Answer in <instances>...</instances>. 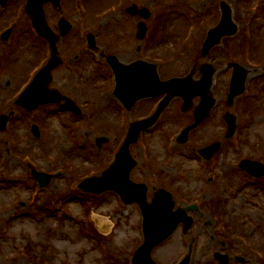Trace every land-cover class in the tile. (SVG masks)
Segmentation results:
<instances>
[{
	"label": "rangeland",
	"instance_id": "374dc122",
	"mask_svg": "<svg viewBox=\"0 0 264 264\" xmlns=\"http://www.w3.org/2000/svg\"><path fill=\"white\" fill-rule=\"evenodd\" d=\"M23 1L8 6L6 17L0 14L1 30L15 24L14 45H4L5 50L0 46V117L15 111L9 127L0 134V264H131L144 240L139 205L124 204L113 191L84 194L77 184L93 171L101 177V170L113 163L127 136L129 119L121 116L120 103L113 96V76L110 71L97 73L94 67L83 73L78 64L56 72L51 87L76 102L82 110L79 115L59 112L56 104L31 112L18 108L15 98L20 86L42 56L29 30L30 16L19 13L16 17ZM221 1L62 0L59 10L45 4L50 26L58 25L61 17L72 24L66 37H60H65V46L71 44V49L77 48L82 32L98 37L104 31L108 41L100 37L98 44L108 47L110 54L129 57L132 50L126 51L127 43L142 44L137 38L138 24L145 21L150 37L146 45L151 44L146 52L160 59L162 78L186 76L195 67L191 69V61L200 64L215 57L220 64L214 83L218 104L209 120L191 132L189 143L178 144L176 137L194 121L199 98L185 112L183 100L175 98L157 127L131 146L138 162L132 179L149 186L150 198L165 187L174 193L178 207L198 206L189 212L195 221L189 234L181 226L154 250L159 264H178L193 241L191 264H219L214 256L217 251L230 255L229 264H264L258 253L264 252V177L253 178L238 168L244 159L264 164V0H224L233 8L239 33L226 38L204 59L205 28L217 23ZM120 4L116 11L100 14ZM133 4L148 8L153 15L145 19L129 14L125 6ZM252 32V57L258 60H247ZM228 62L252 69L247 91L230 109L238 118L232 139L226 137L224 120L232 75ZM151 105L133 109L132 117L144 114ZM121 123L128 124L123 129ZM34 127L40 128V135L33 132ZM220 140L223 146L213 163L202 165L194 150ZM33 169L61 175L42 188ZM94 216L110 224L103 237ZM227 230L229 238L223 235ZM241 254L245 262L235 260Z\"/></svg>",
	"mask_w": 264,
	"mask_h": 264
},
{
	"label": "water",
	"instance_id": "95a60500",
	"mask_svg": "<svg viewBox=\"0 0 264 264\" xmlns=\"http://www.w3.org/2000/svg\"><path fill=\"white\" fill-rule=\"evenodd\" d=\"M46 0H29L27 6L29 13L33 17L35 26L41 33L50 37V34L45 33L46 18L42 9L43 3ZM55 4L59 3V0H51ZM224 19L222 24L211 32L210 40H219L225 34H234L237 27L233 25L231 21V10L227 4H223ZM132 10V9H131ZM135 13L134 10H132ZM142 14L147 18L150 13L146 10ZM61 27L64 32L69 30L67 21L61 22ZM147 28L144 23L140 25L139 37L144 38ZM57 62L50 67H53ZM117 69V67H116ZM49 68L41 73L29 90L19 99L18 103L23 105L29 110L35 109L39 104L46 101H52V94L47 89L43 88V84H48L49 81L44 78L48 75ZM214 70L209 67L206 76L202 81L194 82L191 78L186 79H172L167 82H161L156 71L153 69L151 73L140 72L137 75L126 76L125 74H118V88L116 94L122 98L125 103L131 107L132 104L141 97L156 95L164 92H168V97L161 104L159 113L154 117L133 124L129 133V136L124 143L122 149L117 155L115 163L112 167L105 172L101 179H90L81 184V188L85 191L104 192L109 189H114L123 195V198L131 203L137 201L141 205V210L144 215V236L145 241L143 245L137 250L134 257V264H157L152 257L153 250L159 246L162 242L167 240L177 229L181 222L185 223L186 230H189L193 219L187 215L186 210L174 211L175 202L172 195L165 191L160 190L154 197L153 201H148L147 187L145 185L135 184L131 181L130 175L137 162L132 158L130 153V145L133 142H137L142 130L154 125L161 114V112L167 107L171 99L175 96H183L185 99V106L188 107L193 98L201 96L202 101L196 110L194 124L186 128L179 137V142L185 143L189 139L191 130L198 127L209 115L211 108L215 104V100L212 97L211 87L213 83ZM247 79V71L243 70L240 66H237L236 73L232 82L230 104L233 103L235 97L240 95L245 90V82ZM68 108L77 111L73 105H68ZM236 117L231 113H227L226 121L229 124V134L231 137L235 133L236 129ZM9 117H2L0 120V132L7 127ZM34 132L40 135L39 129L34 127ZM221 147V143L213 144L212 146L205 148L201 153L206 158H211ZM242 168L250 172L251 174L261 177L264 175V166L258 162L244 161ZM35 177L39 180L41 186H46L52 180V176L34 171ZM227 257H222V259ZM191 256H188L181 264H190ZM223 261L222 264H228L227 261Z\"/></svg>",
	"mask_w": 264,
	"mask_h": 264
},
{
	"label": "flooded vegetation",
	"instance_id": "af4514ba",
	"mask_svg": "<svg viewBox=\"0 0 264 264\" xmlns=\"http://www.w3.org/2000/svg\"><path fill=\"white\" fill-rule=\"evenodd\" d=\"M12 2H13V0H0V14H2L4 17H6L7 8H8V6H10L12 4ZM48 4L51 5L54 10H56L55 5H53L51 3H48ZM11 6H13V5H11ZM50 27L58 37L61 35V29H60L59 23H58V25H56L54 27H52V26H50ZM3 30L0 29V39H2V41L4 43L0 42V46H3V50H5L4 45L6 47H11L12 45H14L15 40L11 41V39H12V36L14 35L15 28H13L12 34L7 39H5L3 37ZM87 33H88V31H87ZM103 34H104V31L102 32V34L100 36L97 37V48H95V49H92L84 39L79 38V37L78 38L80 41L77 43V46H76L77 48L71 49V44L69 47L65 46L66 41L64 38L66 36L62 37L61 39H60V37H61L60 36L58 43H57V48H58V55L61 58V63L52 72L53 81H54L56 72H60L61 70H63L62 69V68H64L63 66L70 68L72 64H78V66L84 70L83 73H85L89 67H94V69H95L94 71H96L97 73H100V74L103 71L112 72L111 64L109 63V57L113 56V55L116 56L121 63H125V64L136 63V62H139V60H144V59L145 60H152V61L155 60V58H153V56H154L153 54H152L153 55L152 56L151 54L146 52V50H149L148 49L149 47L151 48V44H149L148 46L147 45L144 46V45H140L139 42H136L135 45H133L132 42L127 43L130 47L126 48V51L130 52L132 50L129 57L118 56L115 53L110 54V52H108V47H103L102 45L98 44L100 37L104 41H108L107 36L104 37ZM37 40L38 41H36V43L39 44V48H41V51H42V56L36 62L37 64L35 66L37 68V70H39L42 67H44L49 61V59L47 58L48 51H49V49H48L49 44L44 37L40 36V37H38ZM107 43L108 42H105V44L107 46H109ZM120 47H122V46H120ZM0 48H2V47H0ZM123 50H124V48H123ZM63 52H65V53L67 52L68 55L65 56V54H62ZM90 64H92V65H90ZM89 70L91 71L93 69H89ZM77 71L82 72L79 70H77ZM152 103H153V105L151 106L150 111L153 109L154 105L156 104L155 101H152ZM138 108L139 107H137L136 109H138ZM150 111L148 110L147 112L142 114V117L149 114ZM136 117L137 118L140 117L139 113H137Z\"/></svg>",
	"mask_w": 264,
	"mask_h": 264
},
{
	"label": "bare ground",
	"instance_id": "6f19581e",
	"mask_svg": "<svg viewBox=\"0 0 264 264\" xmlns=\"http://www.w3.org/2000/svg\"><path fill=\"white\" fill-rule=\"evenodd\" d=\"M97 220L101 225H108L109 224V222H107L106 218H97Z\"/></svg>",
	"mask_w": 264,
	"mask_h": 264
}]
</instances>
